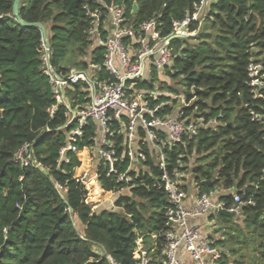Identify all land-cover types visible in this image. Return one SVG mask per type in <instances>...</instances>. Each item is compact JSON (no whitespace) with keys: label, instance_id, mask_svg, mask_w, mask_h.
Segmentation results:
<instances>
[{"label":"trees","instance_id":"1","mask_svg":"<svg viewBox=\"0 0 264 264\" xmlns=\"http://www.w3.org/2000/svg\"><path fill=\"white\" fill-rule=\"evenodd\" d=\"M114 1L125 4L132 25L157 18L161 35H167L172 22L198 0ZM13 2L0 0V264H109L105 253L120 264H136L138 236L154 257H161L170 204L153 152L143 145V168L130 172L128 192L122 191L125 183L98 168L102 187L120 191L113 206L109 201H85V185L75 177L77 155L69 151L67 162L58 161L68 117L62 104L52 115L47 111L55 100L43 71L41 31L17 20ZM101 5L97 0H20L18 13L23 21L45 27L49 64L58 75L94 64L100 78L112 81L102 65L104 48L89 33L91 12L99 9V31L105 34ZM170 47L172 65L164 75L179 80L175 83L182 89L154 70L149 81L136 80L134 88L149 93L158 79V91L184 96L186 115L199 113L217 122L186 132L165 148L168 170L186 173L202 191L219 192L227 204L233 192L239 195V218L219 222L226 227L221 239L213 241L222 249L218 264H264V116L251 118L252 112L264 115V85L256 96L247 72L252 59L264 65V0H215L196 35L173 37ZM66 97L72 108L86 102L83 84L70 85ZM177 102L173 99V106ZM173 106L164 112L175 115ZM118 129L117 122H111L108 137L115 141L116 156L123 158L116 162L123 171L129 162L122 155ZM95 136L90 121L73 144L78 149L93 147ZM25 143L32 147L30 160L14 161Z\"/></svg>","mask_w":264,"mask_h":264},{"label":"built area","instance_id":"2","mask_svg":"<svg viewBox=\"0 0 264 264\" xmlns=\"http://www.w3.org/2000/svg\"><path fill=\"white\" fill-rule=\"evenodd\" d=\"M97 1L102 4L106 16L101 24L105 34L102 37L99 31L102 13L99 9L91 12L93 27L89 33L96 43L104 48L102 65L114 80L100 78L97 74L99 66L94 64L87 69L70 67L64 75H58L49 64V53L42 39L43 71L48 77L55 100L47 111L52 115L57 105L62 104L66 107L68 117L65 124L68 128L66 142L59 150L58 161L67 162L69 151L77 155L80 149L74 146L73 141L83 134L85 127L92 121L95 125L96 144L85 148L93 150L98 160L97 165L92 173L87 170L75 177L84 185L88 181L98 183L102 191L110 196L113 206V198L120 191H107L102 187L98 180V168L103 166L106 175L113 176L117 182L125 183L126 186L122 191L128 192L129 183L133 181L130 172L137 173L138 169L143 168V145H147L153 152L155 165L161 171L159 180L163 182L170 206L166 211L167 229L163 234L166 243L161 249V257H154L151 250L145 247L142 237L138 236L134 250L136 264H187L183 258L184 253L194 264H218L222 249L213 244L211 238L207 236L212 231L206 224L194 223L191 220L211 214L216 215L220 208L239 216L241 199L236 192H233L231 202L227 204L219 198V192L200 190L186 173L176 168L170 172L165 151V148H171L179 142L184 133H195L198 127L217 121L214 118L206 121L199 113L186 115L183 108L185 100H182V95L164 94L158 91L156 86L149 93L134 88L136 80L149 81L153 77V70L161 75L164 74L165 69L171 67L173 58L171 38L196 35L206 19L210 4L215 0L195 2L192 10L187 11L183 18L172 22L170 33L167 35H161L159 28L161 22L157 18H151L134 26L126 17L125 4L116 3L114 0ZM192 23H195V27L191 29ZM247 72L250 77L251 92L260 96L259 89L264 85V65L260 59H252L248 63ZM76 83L83 84L87 100L78 102L72 108L66 97V89ZM173 99L178 101L175 106L172 103ZM167 105L173 106L175 115L172 111L164 112ZM263 116L252 112L251 118L258 120ZM113 121L117 122L119 128L117 131L123 138L120 145L123 149L122 155L127 157L129 162L126 170L123 171H119L116 166V162L123 158L116 156L113 148L115 141L108 137ZM31 149V144L25 143L16 151L13 160L27 163L31 158ZM192 183L197 197L193 204L187 205V188ZM85 189L87 191L86 186ZM215 196L219 198L217 201L213 200ZM86 199L87 193L85 196L87 202ZM207 229L208 233H206ZM105 258L109 264H120L107 253Z\"/></svg>","mask_w":264,"mask_h":264},{"label":"crops","instance_id":"3","mask_svg":"<svg viewBox=\"0 0 264 264\" xmlns=\"http://www.w3.org/2000/svg\"><path fill=\"white\" fill-rule=\"evenodd\" d=\"M84 151L82 152V154L79 155V152H81V150ZM83 149H80L77 153V157H78V160L80 161V169L79 166L76 168L75 170V175H80L81 173H83L84 171H87L89 169V171L92 173L94 171V169L96 168V165H97V159L96 157L94 156V159L92 160L91 156H90V153H87L89 149L87 148H83ZM85 152L87 153V156L86 158L84 159V154ZM93 187L99 189L101 192L98 193L99 195H97V197H94L93 199L90 200V204H95V205H98V204H101V203H104L105 200H102L100 199L101 195H104V191H102V189L100 188V186L98 185V183L96 182H93ZM194 185L193 183L188 185V188H187V197H186V204L187 205H191L193 204V202L195 201L197 195H196V192L194 190ZM94 191H97V190H94ZM106 195H108L107 193H105ZM109 196V195H108ZM110 197V196H109ZM108 197V198H109ZM107 198V201L110 202L111 204V200ZM217 196L213 197V200L214 201H217ZM219 199V198H218ZM206 216H202L201 218L197 219V220H191V222H196V223H204L207 225V222H206ZM208 229L206 230V233H208ZM213 235V236H212ZM211 237H215L214 234L211 233ZM183 258L184 260L187 262V264H194L192 262V260L189 258V256L187 254H183Z\"/></svg>","mask_w":264,"mask_h":264},{"label":"rangeland","instance_id":"4","mask_svg":"<svg viewBox=\"0 0 264 264\" xmlns=\"http://www.w3.org/2000/svg\"><path fill=\"white\" fill-rule=\"evenodd\" d=\"M188 43L189 44H193V43H195V40L194 39H189ZM161 75H162V77L165 76L164 74H161ZM165 80L168 81L170 83V85L175 86V87H179L180 89H182L180 84H176L179 80L169 79V78H165ZM154 83H155L156 87H158V85H160V82L158 81V79L155 80ZM167 94H169V93H167ZM183 99H184V96L182 95V100ZM83 151H84V149L81 150V152H79V155L82 154ZM87 153H90V156H91V158L93 160L94 159L93 150H88ZM87 153L85 152L84 159L86 158ZM78 169H80V166H79ZM85 186L87 188V199L86 200H87V203L90 204V200L93 199L94 197H97V195H99L98 193H100L101 191L99 189L93 187V182L92 181L86 182ZM94 190H97V191H94ZM108 197L109 196L104 193V195H101L100 199L105 200L104 202H106ZM91 205H95V204H91ZM205 219H206V222H207L206 226L208 227V229H210V231H212V234H214V236H215V237H211L212 241L221 239L223 231H224V229L226 227V225H223V224H221L219 222H224L226 220H228V221L229 220H233V218H230V217H228V218H222V217L219 218L218 215H214V214L206 216Z\"/></svg>","mask_w":264,"mask_h":264},{"label":"water","instance_id":"5","mask_svg":"<svg viewBox=\"0 0 264 264\" xmlns=\"http://www.w3.org/2000/svg\"><path fill=\"white\" fill-rule=\"evenodd\" d=\"M19 2L20 0H14L13 2V9H12V13L13 15L17 18V20L23 24V25H36L39 27L40 31H41V34H42V39L44 40L45 42V45L47 47V53H49V45H48V42H47V38H46V30H45V27L42 25V23L40 22H36V23H27L25 21H23L20 16H19V13H18V7H19ZM132 8H133V11H135L137 9V5L136 3H133L132 5ZM205 183H208V181H204ZM71 211V210H70ZM218 213L222 214V215H225L227 217H230V218H234V219H237L239 218V216L235 215L234 213L226 210V209H223V208H220L218 209ZM71 216H72V211H71ZM208 237L211 236V233H208L207 234Z\"/></svg>","mask_w":264,"mask_h":264}]
</instances>
